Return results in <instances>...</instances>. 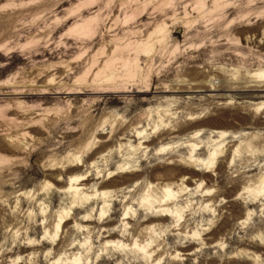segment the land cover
I'll return each instance as SVG.
<instances>
[{"label":"rangeland","instance_id":"374dc122","mask_svg":"<svg viewBox=\"0 0 264 264\" xmlns=\"http://www.w3.org/2000/svg\"><path fill=\"white\" fill-rule=\"evenodd\" d=\"M160 26L169 31L168 39L163 46L155 44L148 57L140 55L136 84L95 80L105 64L121 72L126 60L136 57L127 45L146 41ZM217 68L234 69L238 76L264 70V0H0V264H74L75 259L80 264H264V195H256L264 178V118L258 126L249 122L261 117L263 110H256L264 106L263 95L159 93L182 80L194 85ZM146 88L150 92L142 93ZM151 108L155 122L161 115L175 129L187 124L190 129L168 142L140 147L132 130L145 115L137 131H154L146 121ZM190 117L198 120L189 122ZM29 118L37 120L26 130L32 137L22 135L24 128L12 130L16 121ZM118 128H129L131 135L119 136ZM108 136L118 144L82 168L93 175L89 186L78 196L68 191V166L83 164ZM192 144L201 149L197 157L202 159L218 149L215 175L176 163H185ZM120 167L144 175L110 195L104 218L116 224L115 240L122 243L106 247L99 228L89 234L94 226L80 229L79 221L89 215L101 225L103 206L93 200L102 181L97 178ZM150 176L158 180L151 184ZM48 181L52 187L46 190ZM166 186L188 188L178 202L182 219L156 228L146 252L156 251L144 257L135 243L146 246L153 233L139 225L145 214L136 226L122 222L125 203L139 194L131 205L135 216L142 195L149 192L147 200L158 201ZM83 194L93 196L82 206L86 214L75 213L67 228L64 219L55 231L60 212L72 217L81 206L74 199ZM157 251L161 261H153Z\"/></svg>","mask_w":264,"mask_h":264},{"label":"bare ground","instance_id":"6f19581e","mask_svg":"<svg viewBox=\"0 0 264 264\" xmlns=\"http://www.w3.org/2000/svg\"><path fill=\"white\" fill-rule=\"evenodd\" d=\"M224 1V0H222ZM218 4H220L219 2H216V7H218ZM167 27V25H166ZM165 26H160L157 27L155 30L153 29V31L148 35V38L146 41H137L134 43H131L130 45L127 46H131L133 47L134 52L136 53V57L131 60V58H128L126 60V62L123 65V70L121 72H117L113 71V69L110 67L109 64H105V67L101 70H99V72L97 73L95 80H104L105 83H108L110 85H112V83H118L116 82L117 80H119L120 82L124 83H131V84H136V78L138 76V72L141 70L140 64H139V57L140 55H144L146 57H148L150 55V53L153 51V48L156 46L155 44H158L160 46H163L169 36V31L166 29ZM155 45V46H154ZM156 48V47H155ZM163 49V47H162ZM119 50V49H118ZM157 51L158 48L156 49ZM156 50L154 51L153 55L156 54ZM112 52V51H111ZM118 52V51H117ZM129 54V53H128ZM130 55V54H129ZM124 56V55H123ZM126 56V55H125ZM108 57V56H107ZM154 57V56H153ZM152 57H150L151 59ZM106 61V60H105ZM147 62V60H146ZM110 63H112L110 61ZM152 63V62H151ZM97 64V63H95ZM113 65V64H112ZM111 65V66H112ZM149 65L148 64V68L149 69ZM94 66V65H93ZM101 67V66H100ZM151 67V66H150ZM152 68V67H151ZM100 69V68H99ZM115 69V68H114ZM146 69V70H147ZM151 70V69H149ZM207 70V69H206ZM209 70V69H208ZM153 71V69H152ZM143 72V71H142ZM141 72V73H142ZM146 72V71H145ZM148 72V71H147ZM202 72V71H201ZM151 74V72H149ZM146 74V73H145ZM201 74V73H200ZM238 72L235 71L234 69H224V68H217L216 70H212V71H207L206 73L204 72V75L198 80L196 81V84H191L188 81L182 80L181 84L177 83V84H171V85H165L164 88L162 89L161 92L159 93H202V92H242V93H247L250 94V96L252 95H263L264 97V70H256V71H248L245 73H242L240 76L237 75ZM148 75V74H147ZM150 76V75H149ZM211 76H214V79L211 80V82L213 81L212 84H207L208 83V78L210 79ZM200 77V76H199ZM226 78L224 79V82L222 83H218L215 84L214 81H216V79L218 78ZM143 78V77H142ZM148 77H145V80ZM213 78V77H212ZM198 79V78H196ZM79 81V80H78ZM138 81V80H137ZM141 80H139L140 82ZM188 84H187V83ZM210 82V83H211ZM76 83V82H74ZM82 83V82H81ZM113 84V85H114ZM139 84V83H138ZM54 85V84H53ZM112 85V86H113ZM150 85V84H149ZM86 86V85H84ZM101 86V85H100ZM106 86V85H105ZM115 86H117L115 84ZM142 86V85H141ZM72 87V86H70ZM69 87V88H70ZM74 87V86H73ZM78 88V87H77ZM111 88V87H110ZM141 88V87H139ZM158 88V87H157ZM161 88V87H160ZM68 89V88H67ZM66 89V90H67ZM80 89V88H79ZM78 89V90H79ZM149 89V88H148ZM65 90V91H66ZM69 90V89H68ZM88 90V89H87ZM142 90V89H141ZM147 90V88H146ZM158 90V89H157ZM72 91V90H71ZM76 91V90H75ZM52 92V91H51ZM79 92V91H77ZM139 92V91H138ZM150 92V90H147L145 92H142L144 94H148ZM67 93V92H66ZM71 92H68L67 94H69ZM116 93V92H115ZM49 94V93H47ZM73 95V93H72ZM255 95V97H256ZM253 98V97H251ZM257 98V97H256ZM259 98H262L261 96ZM258 99V98H257ZM145 102V101H144ZM178 103V102H177ZM174 104V103H173ZM264 104V103H263ZM261 105V104H260ZM43 107V106H41ZM258 110H256V112H258L260 109L263 110V113L261 114L260 118H255L253 117L249 122H253V125L258 126V122L261 118H264V106H260L257 107ZM170 109V108H169ZM191 109V108H190ZM157 110V109H156ZM154 110V111H156ZM175 110V109H174ZM178 110V109H177ZM159 112V111H158ZM161 112V110H160ZM155 113V112H154ZM166 115H169L171 112L167 109L164 112ZM253 113V112H252ZM25 114V113H24ZM38 114V113H37ZM49 114V113H48ZM143 114V113H142ZM146 114V113H145ZM32 115V114H31ZM15 116V115H14ZM44 116V115H43ZM141 116V115H140ZM138 116L139 120L135 123L134 125H136L137 127L140 126L142 123H144V116ZM37 117V116H36ZM48 117V116H47ZM137 117V116H136ZM12 118V117H11ZM17 118V117H16ZM35 118V117H34ZM39 118V117H38ZM13 119V118H12ZM19 119V118H18ZM28 119V118H27ZM30 119V118H29ZM250 119V118H249ZM247 117V120H249ZM22 120V119H21ZM198 120L197 117H190L188 118L189 122L192 121H196ZM16 121V120H15ZM146 121H148V127H150L153 124V129L154 131L150 134V135H144L143 132H138L137 130L140 129V127H136L135 129L132 130V132L134 130H136L134 138H136L137 140L140 141V147H144V145H154L155 143H165L166 141L168 142L169 140L176 138V135H184L189 129L190 126L187 125H182L181 127H179L178 129H175L172 124H170L168 122V120H164V118L160 115V120L159 122H155L153 119V110L152 108L148 111V115L146 118ZM264 121V120H263ZM33 120H25L24 121H16V123L12 126V130H18V129H23V136H31V133L29 131H26L27 129H32L34 128L35 124L33 123ZM56 123V122H55ZM54 123V124H55ZM187 123V122H186ZM248 123V122H247ZM131 124V123H130ZM202 124V123H199ZM252 124V123H251ZM39 125V124H38ZM203 125V124H202ZM262 125V124H261ZM260 125V126H261ZM5 126V125H4ZM37 126V125H36ZM42 126V123L41 125ZM189 126V127H188ZM255 126V128H256ZM264 126V125H263ZM43 127V126H42ZM133 127V126H132ZM202 127V126H200ZM41 128V127H40ZM125 128V127H124ZM174 128V129H173ZM195 128V126H194ZM196 128H198V125L196 126ZM261 128V127H260ZM43 129V128H42ZM120 129V128H118ZM36 130V129H35ZM1 131V130H0ZM3 133H4V129H2ZM11 131V130H9ZM121 132H119V136H123V135H131V130H129V128L124 129V131H122L120 129ZM197 131V130H195ZM14 132V131H13ZM117 133V130L115 131ZM134 133V132H133ZM223 133V132H222ZM20 134V133H19ZM18 135V134H16ZM21 135V134H20ZM115 135V134H114ZM117 135V136H118ZM224 135L226 134H222V137H224ZM19 136V135H18ZM116 136V137H117ZM197 136V135H196ZM7 137V136H6ZM10 138V136H8ZM32 137V136H31ZM109 137V136H108ZM115 136L109 137V139H106L104 141H101L99 146L97 147V149L94 152H91L92 154L88 157L87 160H85L83 162V164H77V165H72L70 164L68 166V169H66L67 173L69 175H71V183L70 185L65 186V182H60L59 180H56L58 186H65L66 189H68V191L75 193L76 196H78L77 194L80 193L81 191V187H84L82 189V191H85V187L89 186L90 182L93 180L92 176L93 175H89V173L91 171L87 170L86 172H82V168H84V165L87 163V161H95L97 155H102L104 153L109 152L110 150L113 149V147H115L116 143V139L114 138ZM178 137V136H177ZM14 138V137H13ZM30 138V137H29ZM111 138V139H110ZM256 138V137H255ZM17 139V138H16ZM13 140V141H12ZM257 140V139H256ZM10 143H14L15 140L14 139H9L8 140ZM21 142V141H20ZM23 143V142H22ZM252 143V142H251ZM97 144V145H98ZM16 145V144H14ZM27 145V144H26ZM90 145V143H89ZM88 145V146H89ZM250 145V144H249ZM17 146V145H16ZM15 146L14 149H17V147ZM87 146V145H86ZM122 146V144H121ZM14 147V146H13ZM22 147V146H20ZM27 146H25L26 148ZM96 147V146H95ZM147 147V146H146ZM147 147V148H148ZM137 148V147H136ZM144 148L143 150L147 149ZM22 149V148H20ZM166 148H162L159 153L164 154ZM239 149V147H238ZM238 149L235 150L234 154L236 155L239 151ZM241 149V148H240ZM201 149H199L198 146L193 145L191 146L190 149V155L189 157L186 159L185 163H181L182 161L176 160V163L179 164L180 166H185L186 168H191L194 169V171H203L205 173H212L215 175V167H213V162L216 159L217 156V148L210 151L208 158L207 159H202L198 156V152ZM16 152V151H15ZM21 152V151H20ZM23 152V151H22ZM89 155V154H88ZM159 155V154H158ZM87 156V155H86ZM81 158V157H80ZM69 159V158H68ZM75 159V158H74ZM10 160V159H9ZM79 160V159H78ZM53 161V160H52ZM57 161V160H55ZM49 162V161H48ZM69 162V161H68ZM70 162L71 159H70ZM53 163V162H52ZM58 163V162H57ZM96 162H93L92 164H95ZM175 163V161H174ZM47 164V163H46ZM54 164V163H53ZM75 164V163H74ZM59 165V164H58ZM62 165H64L62 163ZM55 166V165H54ZM65 166V165H64ZM161 166V165H160ZM163 166V165H162ZM161 166V167H162ZM49 167V166H47ZM164 167V166H163ZM51 168V167H49ZM54 168V167H52ZM168 168V167H167ZM221 168V167H220ZM53 171H56L58 174H62L61 168L57 167L52 169ZM65 170V169H64ZM166 172V171H165ZM173 172V171H172ZM64 173V172H63ZM164 173V172H163ZM169 174V173H168ZM64 175V174H63ZM100 174H98L99 176ZM144 172L143 171H139V170H130L127 167H120L119 169L116 170V172H114L112 175H109L108 177H105V175L103 176H99L97 178V180H102L100 182V187H99V191L97 193H94L95 195H93L94 197H97L93 200H95L94 202L99 203L100 205H102V209H101V214H100V219L102 221L101 225H99L100 222H98L96 219H93L92 216L87 215L86 217H84L83 219H81L79 222V224H81L79 227L80 229L82 227L84 228H88L90 225H93L94 227L89 228L90 229V233H95V231L99 228V237L98 238H102V241H104L103 243L106 245H111L110 247H113V245H115L117 248L119 247L120 241H117L115 239H117V237H119L117 231H115L113 228L116 225L114 222H112L109 217L104 218L109 206V202H110V195L112 194V192H117L120 190H122L126 185H129L132 182H139L140 179L143 177ZM178 175V174H177ZM61 177V176H60ZM165 177V176H164ZM186 178V177H185ZM58 179V178H57ZM175 179V178H174ZM158 180L157 176H150V182L152 184V182H156ZM260 183H261V187L259 188L258 192L256 193V195H264V178H260ZM258 180V181H259ZM170 181V180H169ZM53 182V181H52ZM259 183V184H260ZM56 184V185H57ZM184 184V183H183ZM54 185V184H53ZM201 185V184H200ZM50 187H52V185L50 184V182L48 181V183L45 185V189H49ZM62 188V187H61ZM60 188V189H61ZM89 189V188H88ZM87 189V190H88ZM188 188H182L181 191H175L172 186H166V189L164 190V194L163 196L158 200H147L149 197V192L147 194L142 195V202H141V208L139 209L138 213L134 216L132 213V208L131 205L133 204V201L136 199V196L139 195L137 194V192H135V194L133 195L132 198H130L129 200L126 201L125 203V207L126 210L124 211V215L122 218V222L125 223L127 222V225L133 224L134 226H136L137 224V219L140 218L142 215H146L147 219L143 222H141L140 227H146L145 229L147 230H151L153 235H151L150 240H148V244L146 246H141L138 244V242L135 243V246L138 247V251L140 252H144L145 256L147 257L149 255V253H155L156 251V247H153V249H151L149 252H146L147 248L149 246H151V244L153 243V239H154V235H156V228H160L163 229L167 223L170 220H174V222L178 223L180 222V220L182 219V213H183V209L181 207L178 206V202L180 201V199L183 196H180V193L183 192L184 190H187ZM207 190V189H206ZM232 190V188H231ZM204 191V190H203ZM209 191V190H208ZM118 192V193H119ZM227 192L230 193V191L227 190ZM234 192V191H233ZM232 192V193H233ZM249 192H252V190H250ZM99 193V195H98ZM204 193V192H203ZM207 193V192H206ZM81 194V193H80ZM225 194V193H224ZM92 195V193H91ZM88 195V194H83V196H80V198L77 200L76 198L74 199V202H77V205H81V206H77L74 209V213L73 216L68 218L69 213L66 212L67 216L65 215V210H63L62 212H60V216H59V222L58 225L55 229V231L59 229L61 222L64 220L63 222V228H67L71 222L75 221V213L78 214H83L87 212V210H85L86 207H82L85 204H87V201L92 199L93 196ZM206 195V194H204ZM232 195V194H231ZM221 196V195H220ZM229 196V195H228ZM101 197V199H100ZM217 197V196H216ZM215 197V198H216ZM225 197V196H224ZM227 197V196H226ZM229 198V197H228ZM214 199V198H213ZM218 200V198H217ZM216 202V201H214ZM255 203V202H254ZM92 204V203H91ZM95 204V203H94ZM91 206V205H90ZM208 207V206H207ZM152 210L150 212V210ZM173 222V223H174ZM77 222V225H79ZM178 225V224H177ZM133 226V227H134ZM78 227V226H77ZM133 227L131 229H133ZM50 228V227H49ZM112 228V229H111ZM130 229V230H131ZM140 229V228H139ZM65 230V229H63ZM126 230V228H125ZM124 230V231H125ZM134 230V229H133ZM136 231V228L135 230ZM50 233V232H49ZM57 233V232H56ZM53 234V233H51ZM50 234V235H51ZM135 234V233H134ZM198 233H195V236H197ZM55 236V234H54ZM105 239V240H104ZM89 241V240H88ZM88 242H86L84 245H86ZM121 246V245H120ZM249 246V245H248ZM252 246V245H251ZM126 247V246H125ZM254 247V246H253ZM123 248V247H122ZM257 248V247H255ZM35 250V249H34ZM136 250V249H135ZM37 251V250H36ZM158 252V251H157ZM162 255L161 252H158L156 255L154 254V259L153 261L156 260H160V256ZM185 255V254H184ZM179 257V256H178ZM151 258V257H150ZM153 258V257H152ZM146 259V258H145ZM4 260V259H2ZM158 260V261H159ZM157 261V262H158ZM161 261V260H160ZM4 262V261H3ZM2 262V263H3ZM74 264H80V261L78 259H75ZM72 262V263H73ZM153 263V262H152ZM159 263V262H158Z\"/></svg>","mask_w":264,"mask_h":264}]
</instances>
